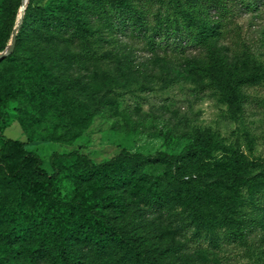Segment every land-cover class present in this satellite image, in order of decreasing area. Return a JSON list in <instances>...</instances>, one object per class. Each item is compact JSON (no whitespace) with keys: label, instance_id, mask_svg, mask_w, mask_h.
Masks as SVG:
<instances>
[{"label":"rangeland","instance_id":"1","mask_svg":"<svg viewBox=\"0 0 264 264\" xmlns=\"http://www.w3.org/2000/svg\"><path fill=\"white\" fill-rule=\"evenodd\" d=\"M59 1H32V16L22 18L18 32L20 59L16 66L38 54L54 72L69 77L60 98L67 95L75 106L86 105L96 114L90 122H73L53 111L39 113L35 102L24 95L4 109L1 97L9 78H0V115L4 110L10 115L8 122L0 125V197L9 205H20L29 217L39 208L36 195H29L21 174L14 170L20 158L29 153L37 154L44 171L52 174L56 152L78 149L97 163L124 152L146 156L164 152L182 157L194 142L206 144L213 137L244 153L248 160L264 161V48L260 46L261 39L264 41V0H257L252 7L230 5L223 12L210 8L202 21L220 16V22L214 20V29L204 43L189 44L182 52L160 51L153 57L148 41L129 39V34L109 27L102 16L95 27L103 36L91 37L88 43L67 37L59 43L52 38L40 42L32 30L38 25L34 9L53 7ZM152 1L139 0L138 6L152 9L153 14L159 6L152 7ZM9 2L19 7V14L3 36L0 24V52L10 44L21 20L23 0ZM210 45L221 48L228 58L224 68L209 55ZM231 164L230 152L215 150L211 159L199 162V170L211 168L218 173ZM137 168L154 179L167 177L169 167L156 162L139 163ZM26 170L32 172V167ZM259 171V167L250 170L251 176H259L253 180V190L245 187L244 198L238 197L236 204L249 225L243 237L222 227V213L214 206L208 208L207 222L201 229L196 227L197 218L191 224L189 213L140 203L130 213L114 212L113 223L130 232L141 256L154 264H264V175ZM60 176L57 189L68 198L77 191L78 181L67 171ZM10 229V223L2 227L5 232ZM213 236H218V242ZM41 238L36 234L28 237L22 249L16 245L14 250L1 239L0 264H36L31 255ZM97 261L136 264L129 245L112 246ZM84 264H93L92 254H87Z\"/></svg>","mask_w":264,"mask_h":264},{"label":"trees","instance_id":"2","mask_svg":"<svg viewBox=\"0 0 264 264\" xmlns=\"http://www.w3.org/2000/svg\"><path fill=\"white\" fill-rule=\"evenodd\" d=\"M32 1L28 2L25 17L32 16ZM139 0H61L53 7L35 8L33 27L36 38L46 41L49 38L60 42L69 38L74 42L88 41L91 37L103 36L95 27L98 16H102L114 30L129 34V39L148 41L149 54L185 51L189 44H202L214 29V20L202 21V16L210 8L219 12L229 9L230 5L243 4L252 7L257 0H155L152 7L144 10L138 6ZM19 7L9 0H0L1 36L18 19ZM156 15L155 17H153ZM30 19V18H29ZM220 22V21H219ZM23 26V23L21 27ZM21 37L13 52L0 60V78H9L8 88L2 91L4 109L8 103L24 95L35 102L39 113L53 111L66 116L71 121L90 122L95 111L86 105L75 106L69 96L60 98L68 76L57 74L50 69L38 54L22 61L20 67ZM261 48L264 41L261 39ZM39 52L38 50H36ZM209 55L224 68L228 58L222 49L210 45ZM132 53L129 51V61ZM62 84L61 88L59 84ZM10 115L3 111L0 125L7 123ZM215 150L230 152L232 164L225 170L214 173L211 168L199 170V162L211 159ZM42 159L35 153L23 155L15 172H19L29 195L35 194L39 208L28 216L27 211L9 205L0 197V240H6L11 248L22 249L28 237L42 236L40 245L33 250L31 260L36 264H84L87 254H92V263L112 246L129 245L136 264H154L148 257H142L137 241L129 232L119 230L113 223V213L132 212L135 204L140 203L168 212L189 213L197 218L196 227L206 224L208 208L217 207L222 213L220 223L236 236L243 237L249 227L247 219L237 212L238 197L244 198V189L253 190L250 170L259 167L264 175V161L248 160L244 153L231 150L213 137L193 143L189 153L178 157L160 152L146 156L142 153L124 152L106 162H94L90 156L76 149L69 152H56L52 158L54 173L47 174L42 168ZM162 162L169 168L167 177L151 179L137 168L139 163ZM31 166L32 172L26 167ZM66 168V170L64 169ZM73 173L77 179V191L70 197L62 195L57 189L56 180L60 175ZM196 172V173H193ZM190 174L189 178L187 175ZM244 200V199H243ZM148 218L146 215L145 219ZM11 224L9 232L2 230L4 224ZM208 223L214 227L211 221ZM129 234V235H128ZM129 236V237H128ZM218 242V236H213ZM47 241V242H45ZM132 258V257H131ZM133 260V259H132Z\"/></svg>","mask_w":264,"mask_h":264},{"label":"water","instance_id":"3","mask_svg":"<svg viewBox=\"0 0 264 264\" xmlns=\"http://www.w3.org/2000/svg\"><path fill=\"white\" fill-rule=\"evenodd\" d=\"M30 0H23V4H22V7H21V13H20V18L21 20L18 22L17 26L15 27L14 31H13V34H12V39H11V42L10 44L8 45V47L3 51V52H0V60L9 56L13 50L15 49V45H16V41H17V35H18V32L21 28V25H22V18L24 17L25 15V10L27 8V4Z\"/></svg>","mask_w":264,"mask_h":264}]
</instances>
